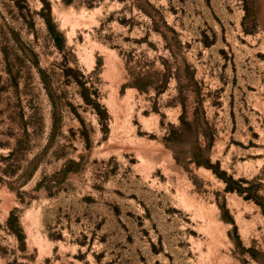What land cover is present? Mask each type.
<instances>
[{
  "label": "rangeland",
  "instance_id": "374dc122",
  "mask_svg": "<svg viewBox=\"0 0 264 264\" xmlns=\"http://www.w3.org/2000/svg\"><path fill=\"white\" fill-rule=\"evenodd\" d=\"M0 264H264V0H0Z\"/></svg>",
  "mask_w": 264,
  "mask_h": 264
}]
</instances>
